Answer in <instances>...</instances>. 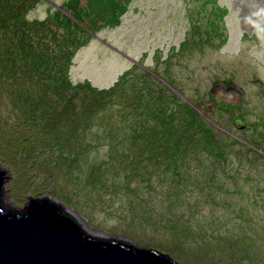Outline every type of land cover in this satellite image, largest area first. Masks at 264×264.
<instances>
[{"label": "rangeland", "instance_id": "obj_1", "mask_svg": "<svg viewBox=\"0 0 264 264\" xmlns=\"http://www.w3.org/2000/svg\"><path fill=\"white\" fill-rule=\"evenodd\" d=\"M58 1H66L72 8L78 4L73 0ZM86 1L81 0L80 7L86 6L92 13L110 14L106 17L108 22L122 14L124 24L95 27L94 37L76 48L69 68L71 79L54 91L59 98L71 95L72 102L59 106L55 113L57 99L51 97L49 104L41 105L43 109L38 105L26 107V102L15 99L14 93L0 90V168L7 174L0 190L3 206L22 211L30 199L47 197L64 204L89 232L106 237L115 235L141 246H161L160 249L184 264H264V158L239 162L236 157L229 163L222 159L221 166L217 165L224 171L217 168L218 173L214 174L213 162L217 159L208 153L202 156L203 162L191 166L193 171L205 168L211 173L210 177H204L202 188L186 178L181 184L183 188L188 184L186 195L167 201L160 192L161 183H168L156 178L150 185L139 184L133 193L121 185L117 194L94 186L91 177L76 180V172L81 174L78 165L76 168L81 161L72 157L77 153V144L67 150L56 147L53 130L43 129L48 111L49 116L55 113L57 128L64 129L67 124L83 126L84 105L93 106L96 98H89L85 85L79 84L91 80L95 88H108L135 61L140 64L142 61L176 82L183 97L194 96L204 115L211 109L216 118H213L218 131L216 138L224 134L222 130L226 127L242 129L234 121L244 115L242 123L252 128L244 136L258 129L259 142L264 145V40L258 35L264 29V0H220L229 9L204 24L200 19L188 18L187 0H133L125 12L122 11L125 3L116 8L117 0H90L87 4ZM190 1L197 4L199 12L209 4L215 11L213 0ZM48 3L37 2L28 16L45 18L50 9ZM201 13L208 18L210 10ZM222 20L226 26L219 22ZM76 31L71 35H82ZM0 45L7 55L10 48ZM169 53L180 58L172 62L167 59ZM0 59V71L4 73L9 58ZM18 61L23 70L32 68L25 59ZM43 65L54 66L52 58L45 56ZM34 68H38L37 64ZM134 76L139 87L150 90L145 71L136 69ZM49 81L57 83L59 79L23 76L20 80L21 84L48 91ZM82 105L75 114V108ZM118 116L116 113L112 117L118 119ZM239 133L243 134L234 135L241 138ZM125 140L133 145L143 139L138 135L137 140L132 136ZM106 148L107 144L101 145L91 155L101 157L108 153ZM222 150L217 148L215 153ZM214 175L227 186L219 189L213 183ZM209 192L222 201L213 202L207 196ZM171 225L172 229L168 228Z\"/></svg>", "mask_w": 264, "mask_h": 264}, {"label": "trees", "instance_id": "obj_2", "mask_svg": "<svg viewBox=\"0 0 264 264\" xmlns=\"http://www.w3.org/2000/svg\"><path fill=\"white\" fill-rule=\"evenodd\" d=\"M41 1L44 0H0V43L10 48L7 55L0 49V58L3 60L6 57L9 58L4 66L6 72L0 71V90L3 88L2 90L6 89L10 93H14L15 99L26 102L24 103L26 107L38 105L43 109L41 105L49 104L51 97L57 99L56 113L59 106H66V103L72 102L71 95L66 98L63 95L59 98L54 91L56 87L62 88L71 79L69 68L73 64L76 48L84 45L82 41L87 43L94 37L97 33L95 27H101L103 24L110 27L119 26L122 22V14L121 16L117 14L112 17V21L108 22L106 17L109 18L110 14L101 13L102 11L100 13L88 12L86 6L80 7L81 0L72 1L79 4L76 3L74 8L66 1L46 0L50 5L47 16L43 19L30 18L28 13L36 6L37 2ZM87 1L91 3L90 0ZM132 1L117 0L116 8L125 3L122 9L125 12L127 5L130 6ZM186 2L188 18L195 21L200 19L203 24L210 20H216L221 13H224L227 8L229 9L220 0H213L214 6H216L214 12L209 7L210 4L199 12L196 10L197 4L190 0ZM207 10H210L208 18V15L201 13ZM14 19H17L18 22H15ZM219 22L225 25L224 20ZM122 24L124 23L122 22L120 25ZM74 30L82 32V35H78V33L75 36L71 35ZM193 44L197 45L196 42ZM158 52L164 55L162 50L159 49ZM45 56L52 58L54 66L43 65ZM173 56L169 53L167 59L174 62L180 58ZM18 58L25 59L26 64L32 65V68L26 67L23 70L22 65L19 67ZM28 59L29 61H27ZM36 64L38 68H34ZM136 69L146 72L150 79V90L139 87V80L137 76H134ZM23 76L56 77L59 82L49 81L48 91L46 88L21 84L20 80ZM81 84L85 85L89 98H96L93 101L94 107L90 104L84 105L86 107L82 105L74 110L76 114L81 107H84V112L81 114V118H84L83 126L67 124L64 129L57 128L54 123L55 113L49 116V111L43 121V129L53 130L52 141H55L56 147L61 146L67 150L77 144V153L72 157L75 159L78 157L77 159L81 161L76 164V168L78 165L81 174L76 172V180H81L85 176L91 177L94 186L117 194L121 185H125L129 192L133 193L137 192L139 184L150 185L156 178L168 183H161L162 198L167 201H175L186 195L185 188L188 184L185 188L181 185L186 178L196 181L202 188L200 184H204V177L211 176V173L206 172L205 168L195 171L191 169L195 162L199 164L203 162L202 156L208 153L213 156V159H217L216 162H213L214 174L218 173L217 168H220L222 159L228 160L229 163L236 157L239 162L247 161L246 159L251 161L255 158H264V145L259 142L260 131L254 129L252 135L244 136L247 131L252 129L242 123L241 120L245 119L244 115L234 121L242 129L235 131L232 130V127H226L222 130L224 134L216 138L215 134L218 131L210 106L207 107L211 113L204 115L199 107L200 102L194 99V96L183 97L179 93L180 90L176 82L170 77H165L158 68H150L142 61L141 64L135 61L133 67L108 88H95L91 85V80H85L79 85ZM215 103L216 100H214ZM232 104L238 105L237 102ZM110 113L115 115L118 113V119H114L113 114ZM235 132H242L243 134L239 133L242 137L238 138L234 135ZM263 133L264 130H262ZM138 135L142 136V141L138 140L133 145L127 144L125 138L132 136L134 140H137ZM147 136L151 139H145ZM41 137L44 140L43 134ZM24 138L28 139V136L24 135ZM105 144L108 147L106 149H109L107 154L101 157L91 155L93 149ZM47 145L51 146L50 144L45 146ZM227 145L228 147L225 148ZM161 148H164V151ZM217 148L225 149V151H219L217 154L215 153ZM220 169L224 171L223 168ZM190 171L192 174H189ZM218 180V176L214 175L213 183L219 189L227 186L224 180ZM131 187L133 188L131 189ZM207 196L215 203L222 201L214 193L209 192ZM168 228L172 229V225ZM159 247L161 248V246H156L160 249ZM160 250L164 251V249ZM175 260L178 259L175 258Z\"/></svg>", "mask_w": 264, "mask_h": 264}, {"label": "water", "instance_id": "obj_3", "mask_svg": "<svg viewBox=\"0 0 264 264\" xmlns=\"http://www.w3.org/2000/svg\"><path fill=\"white\" fill-rule=\"evenodd\" d=\"M0 168V190L6 182ZM0 264H184L168 252L115 235L89 232L76 215L47 197L22 211L0 199Z\"/></svg>", "mask_w": 264, "mask_h": 264}, {"label": "clouds", "instance_id": "obj_4", "mask_svg": "<svg viewBox=\"0 0 264 264\" xmlns=\"http://www.w3.org/2000/svg\"><path fill=\"white\" fill-rule=\"evenodd\" d=\"M258 35H259V38L264 40V29H261L260 32L258 33Z\"/></svg>", "mask_w": 264, "mask_h": 264}]
</instances>
